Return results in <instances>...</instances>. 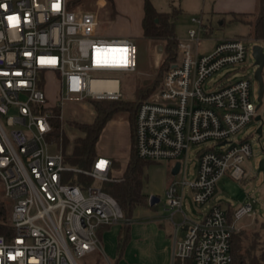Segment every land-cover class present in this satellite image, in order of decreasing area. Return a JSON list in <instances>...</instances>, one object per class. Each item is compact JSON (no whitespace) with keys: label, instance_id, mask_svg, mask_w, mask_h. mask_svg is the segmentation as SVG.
Returning <instances> with one entry per match:
<instances>
[{"label":"built area","instance_id":"obj_1","mask_svg":"<svg viewBox=\"0 0 264 264\" xmlns=\"http://www.w3.org/2000/svg\"><path fill=\"white\" fill-rule=\"evenodd\" d=\"M80 6L77 0H0V182L14 228L10 237L0 234V264H81L80 258L103 251L100 227L126 220L103 188L104 181L120 179L113 158L99 153L91 168H81L51 140L53 120L64 119L69 100L120 98L121 79L113 73L138 69L133 39L100 35L97 14ZM192 20L162 84L140 102L136 148L146 160L180 162L183 177L169 185L164 202L175 226L172 264H233L232 236L255 214L254 200L234 207L232 219L218 203L194 218L183 202L189 189L194 202L206 206L224 175L246 176L254 149L239 133L258 115L254 56L255 71L233 77L255 44L264 48V35L219 38L202 52L203 43L215 39L212 26L202 14ZM226 67L232 68L211 81ZM49 73L59 85L54 104L44 90ZM192 144L205 146L189 179ZM78 174L94 181H76ZM176 212L182 221H175Z\"/></svg>","mask_w":264,"mask_h":264},{"label":"rangeland","instance_id":"obj_2","mask_svg":"<svg viewBox=\"0 0 264 264\" xmlns=\"http://www.w3.org/2000/svg\"><path fill=\"white\" fill-rule=\"evenodd\" d=\"M134 1L137 2V0H81L80 2L81 10H89L97 14L100 20L98 28L100 35L106 37H122L127 35L136 44L137 71L131 73H113L120 76V88L122 92L120 98L126 100L137 99L136 87L142 83L149 82L156 75L164 58V41L149 38L141 34V16H137V9L130 5V2L134 3ZM151 1L162 11L171 10L173 7H182L183 12L176 21V32L180 39L184 38L187 35L188 29L194 26L193 16L202 14L205 21L213 26L212 31L215 36L214 40L203 43L202 52L212 50L218 38L235 36L244 27L240 22L231 20L229 14L218 13L214 9L215 0ZM138 13L140 14L141 11L139 12L138 10ZM220 20H225V24L221 26ZM231 68L226 67L215 73L211 77V81L222 76ZM253 71H255L254 59L252 52H250L241 69L234 72L233 78H239ZM54 75L55 73H49L44 88L49 104H54L58 100L59 85ZM258 90L259 84L255 81L253 99L257 104ZM151 94L145 97V99ZM63 114V120L56 119V123H59L58 131L60 132V138L55 141L64 149L65 154H69L73 150L75 139L83 135V131L75 122H91L94 120L96 112L91 101L84 99L69 100L64 105ZM258 115L261 116L260 119H257ZM258 115L239 133V136H246L251 141L254 149L253 156L244 164L247 170V175L244 179L237 180L229 174L224 175L217 182L212 200L206 206L197 205L192 199L189 189L186 190L183 202V207L187 213L197 218L201 214L200 210L206 211L215 202H221L225 206L229 202L239 204L240 202L254 200V208L257 214H251L239 223V230L243 229L250 236L244 242V245L249 243L256 232L261 234V245L264 240V170H259V164L264 156V104L258 108ZM202 146L205 145L192 144L191 146L188 164L189 173L187 175L189 179L195 174L198 164L197 152ZM97 149L100 154L119 159L120 165L115 167L113 174L122 178L131 149V126L128 112H119L108 122L97 144ZM173 163L174 160L153 161L145 166L143 191L149 195V201L150 197L154 194L160 197V201L154 206L149 203L135 208L131 220L132 238L126 247L123 258L117 264H169L167 252L168 246L171 244H168L161 237L160 227L163 224L164 226L172 225L171 220L168 219L172 210L165 209L164 202L169 185L183 177V173H172ZM0 196L3 199L5 198L3 189L0 191ZM174 219L175 221H181V213H176ZM118 229V225H114L105 233L103 251L100 250L87 254L79 259L80 263L96 264L97 260H101L102 264H116Z\"/></svg>","mask_w":264,"mask_h":264},{"label":"trees","instance_id":"obj_3","mask_svg":"<svg viewBox=\"0 0 264 264\" xmlns=\"http://www.w3.org/2000/svg\"><path fill=\"white\" fill-rule=\"evenodd\" d=\"M144 1V17L142 21L144 35L149 38L164 41V58L156 75L149 82L142 83L136 87V100H126L121 98H87L94 106L96 112L95 118L91 122H75V124L83 131V135L78 136L75 139L73 150L71 153L66 154L67 162L81 168H91L99 154L97 144L108 122L119 112H128L131 126V149L122 178L119 180L103 182V188L115 196L123 208L126 217L118 234L117 258L115 259L116 264L123 258L126 247L131 241V220L135 208L150 203L149 195L143 191V176L145 166L153 161L143 159L137 153L136 117L138 107L145 97L160 87L165 72L176 59L178 49L176 21L183 12L182 7H173L171 10L162 11L159 10L151 0ZM77 2H81V0H77ZM260 3V17L258 18L255 32L258 37L264 35V0H260ZM56 122V119H54L53 132L51 133L52 141L60 138V132L58 131L59 123ZM113 162L114 167L120 165V161L117 158L113 157ZM81 179L88 182L94 181L92 177L78 174V179H76V181ZM1 189H3L4 192L2 184H0V191ZM11 208V201L6 197L3 199L0 196V234H4L8 237L14 233V228L10 223ZM228 214L232 219L234 207L230 206L228 208ZM109 228V225L100 227L98 231L99 235L102 236L103 230ZM249 238L250 236L243 229L233 234L231 248L233 264H264V240L261 245V234L259 232L254 233L249 243L244 245V242ZM96 264H102V261L97 260ZM186 264H192V260H188Z\"/></svg>","mask_w":264,"mask_h":264},{"label":"crops","instance_id":"obj_4","mask_svg":"<svg viewBox=\"0 0 264 264\" xmlns=\"http://www.w3.org/2000/svg\"><path fill=\"white\" fill-rule=\"evenodd\" d=\"M144 2H145L144 0H140V1L137 0V2L134 1L135 4L130 2V5L134 6L135 9H137V16L138 15L141 16V19H142L141 20V27H142L141 34H143V35H144V29H143L142 21H143V17H144ZM260 8H261L260 0H215V6H214V9H216L218 13H227L230 15L231 20H234L236 22H240L241 24L244 25L243 29H241V31L237 32L235 34V36H227V37L244 36V37L251 38V39L258 38V36H256L255 32H256V24H257L258 18L260 17ZM129 10L131 11V9H129ZM138 10H139V12L141 11L140 14L138 13ZM223 24H225V20H220V25L222 26ZM212 30H213V26H212ZM126 37H129V36L126 35ZM223 38H226V37H223ZM246 175H247V173H246ZM215 203H218V202H215ZM220 203L221 202H219V204ZM240 203H243V202H240ZM156 204H154V205H156ZM239 204L229 202L225 206H223L222 204H220V205L228 209L230 206L236 207ZM154 205H152V206H154ZM176 213H179V212H176ZM255 214H257V212H255ZM246 217L247 216H245L243 219H245ZM181 221H182V219H181ZM177 222H180V221H177ZM171 223H172V221H171ZM111 227L112 226H110V228ZM118 227H119V229H118L117 234H119L121 225H118ZM166 227H169V228H167L168 230L166 229ZM109 229H104L102 232V236L100 235V237L102 238V241L104 239L105 233ZM160 231H161V233H160L161 237H163L168 242V244H171L168 246L167 258H168L169 264H172L173 238H174V234H175V226L173 223H172V225H167V226H164V224H163L160 227ZM183 234H184V231H179L180 236H182ZM117 243H118V236H117ZM117 243H116V249H117Z\"/></svg>","mask_w":264,"mask_h":264},{"label":"water","instance_id":"obj_5","mask_svg":"<svg viewBox=\"0 0 264 264\" xmlns=\"http://www.w3.org/2000/svg\"><path fill=\"white\" fill-rule=\"evenodd\" d=\"M158 20V19H156ZM254 58H255V65H256V71H255V78L258 81L259 84V90H258V105L257 107L259 108L264 101V75H263V71H264V48L262 45L260 44H255L253 46V52H252ZM261 116L258 115L257 119H260ZM261 131V128H260ZM180 169V162L177 161L176 164L173 166L172 168V173L173 174H177L179 172ZM259 170H264V156L259 164ZM160 201V197L157 195H152L150 197V204L154 205L157 202Z\"/></svg>","mask_w":264,"mask_h":264},{"label":"snow or ice","instance_id":"obj_6","mask_svg":"<svg viewBox=\"0 0 264 264\" xmlns=\"http://www.w3.org/2000/svg\"><path fill=\"white\" fill-rule=\"evenodd\" d=\"M54 8H57L58 9L59 8V5L58 4L57 5H54ZM8 19L12 23H18V17H16V16H9ZM103 165H104V162L101 161L100 164L98 165V167H103Z\"/></svg>","mask_w":264,"mask_h":264},{"label":"bare ground","instance_id":"obj_7","mask_svg":"<svg viewBox=\"0 0 264 264\" xmlns=\"http://www.w3.org/2000/svg\"><path fill=\"white\" fill-rule=\"evenodd\" d=\"M111 83L116 84L117 81L116 80H113V81H111ZM112 92H113V90H110V93H112Z\"/></svg>","mask_w":264,"mask_h":264}]
</instances>
